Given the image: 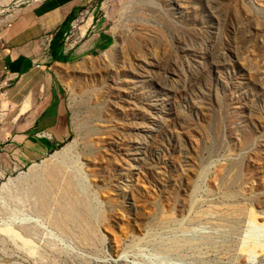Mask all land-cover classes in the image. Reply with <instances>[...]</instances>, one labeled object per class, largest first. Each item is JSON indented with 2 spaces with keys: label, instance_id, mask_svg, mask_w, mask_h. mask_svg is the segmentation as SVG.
<instances>
[{
  "label": "rangeland",
  "instance_id": "rangeland-1",
  "mask_svg": "<svg viewBox=\"0 0 264 264\" xmlns=\"http://www.w3.org/2000/svg\"><path fill=\"white\" fill-rule=\"evenodd\" d=\"M53 1L71 133L0 181V264H264V0H0V23Z\"/></svg>",
  "mask_w": 264,
  "mask_h": 264
},
{
  "label": "crops",
  "instance_id": "crops-1",
  "mask_svg": "<svg viewBox=\"0 0 264 264\" xmlns=\"http://www.w3.org/2000/svg\"><path fill=\"white\" fill-rule=\"evenodd\" d=\"M66 13L53 1L0 23V181L71 133L54 86V66L67 63L74 46L67 44Z\"/></svg>",
  "mask_w": 264,
  "mask_h": 264
}]
</instances>
